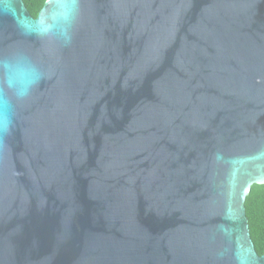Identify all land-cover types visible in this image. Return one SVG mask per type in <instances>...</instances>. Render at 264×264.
I'll use <instances>...</instances> for the list:
<instances>
[{
  "label": "water",
  "instance_id": "obj_1",
  "mask_svg": "<svg viewBox=\"0 0 264 264\" xmlns=\"http://www.w3.org/2000/svg\"><path fill=\"white\" fill-rule=\"evenodd\" d=\"M0 264H264V0H0Z\"/></svg>",
  "mask_w": 264,
  "mask_h": 264
},
{
  "label": "trees",
  "instance_id": "obj_2",
  "mask_svg": "<svg viewBox=\"0 0 264 264\" xmlns=\"http://www.w3.org/2000/svg\"><path fill=\"white\" fill-rule=\"evenodd\" d=\"M32 17H35L46 0H22ZM250 238L258 255L264 254V184L252 185L244 201Z\"/></svg>",
  "mask_w": 264,
  "mask_h": 264
},
{
  "label": "clouds",
  "instance_id": "obj_3",
  "mask_svg": "<svg viewBox=\"0 0 264 264\" xmlns=\"http://www.w3.org/2000/svg\"><path fill=\"white\" fill-rule=\"evenodd\" d=\"M8 131L7 122L0 123V135L6 134Z\"/></svg>",
  "mask_w": 264,
  "mask_h": 264
}]
</instances>
